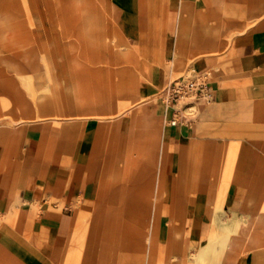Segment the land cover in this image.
Wrapping results in <instances>:
<instances>
[{"label":"crops","instance_id":"obj_1","mask_svg":"<svg viewBox=\"0 0 264 264\" xmlns=\"http://www.w3.org/2000/svg\"><path fill=\"white\" fill-rule=\"evenodd\" d=\"M229 3L168 0L151 28L164 38L156 46L162 65L153 75L159 90L166 79L187 71L173 63L177 53L194 56L193 68L208 75L213 101L201 107L192 126L170 125L171 110L153 97L146 106L143 101L126 109L127 117L101 122L85 115L90 105L101 103H83L80 119L87 120L78 139L53 135L49 127L41 133L36 126L5 153V135L0 141V163L6 160L0 167V264H64L79 217L90 224L78 264H98L105 240L112 245L108 264H140L144 251V264H157L155 249L138 246L143 236L164 246L175 239L169 252L182 259L167 258L169 264H264V230L253 225L264 200V20L221 50L217 26L208 19ZM182 14L192 16L193 23ZM111 19L130 33L127 40L142 46L138 0H113ZM202 52L213 58H199ZM143 78L138 81L143 94L152 95ZM143 106L149 125L160 127L159 143L143 148L133 141L128 178L110 184L109 173L120 168L116 140L130 128L133 111ZM231 166L224 202L215 208L222 175ZM35 203L40 205L36 211ZM260 223L264 226V214ZM250 232L257 245L248 244ZM213 236L218 239L208 245Z\"/></svg>","mask_w":264,"mask_h":264},{"label":"rangeland","instance_id":"obj_2","mask_svg":"<svg viewBox=\"0 0 264 264\" xmlns=\"http://www.w3.org/2000/svg\"><path fill=\"white\" fill-rule=\"evenodd\" d=\"M229 1L226 9H218L216 18L208 19V24L215 22L213 25L217 26L221 50L233 42L236 35L247 32L264 20V0ZM138 2L141 47L127 40L130 33L124 34L123 28L112 21L113 0H0V141L5 135L8 138L5 153L12 149L14 139L36 126L41 133L49 127L53 135L78 139L87 120L80 119L84 113L80 110L83 103H101L97 107L93 104L95 108L90 105L91 110L85 112L90 120L101 122L113 119L107 117L124 113L127 117L126 109L129 107L143 101L146 106L153 97H158V79L153 75L162 65L156 46L164 38L161 31L151 28L154 29L156 19L162 18V14L158 13L167 6L168 0ZM184 18L193 23L192 16L182 14ZM166 21L167 14L164 16L165 24ZM198 57L207 61L213 58L205 52ZM125 58L127 60L124 61ZM176 62L189 70L193 68L195 57L177 53L173 63ZM141 74L154 89L152 95L143 94L139 84L144 80ZM113 100L118 103L111 105ZM145 106L133 111L132 116L136 115L130 128L127 132L122 129L116 140L120 157L115 162L120 168L109 173L107 180L110 184L128 178L129 150L133 141L139 142L143 148L156 147L159 143L160 127L149 125L145 119ZM58 117L67 120H53ZM5 162L3 158L0 167ZM232 176L231 166L222 175L215 208L222 207ZM115 196L121 203V193ZM250 203L251 200L248 205ZM32 208L36 211L40 205L35 203ZM263 214L264 200L254 215L257 221L253 223L261 230H264L260 223ZM89 224L88 218H78L76 232L66 249L69 255L64 264H78L80 261ZM252 235L250 232L247 239L250 246L258 244V239ZM151 239L144 236L137 238V244L155 249L157 252L152 256L156 257L157 264H169L167 258L171 257H175V263H180L182 258L178 259L177 255L169 252L175 239H169L170 243L166 246L157 244L155 238L151 242ZM217 239V236L211 237L208 245ZM111 247L108 240L101 242L98 264L109 263ZM144 252L140 264H144Z\"/></svg>","mask_w":264,"mask_h":264},{"label":"built area","instance_id":"obj_3","mask_svg":"<svg viewBox=\"0 0 264 264\" xmlns=\"http://www.w3.org/2000/svg\"><path fill=\"white\" fill-rule=\"evenodd\" d=\"M157 99L171 110L167 122L172 126H192L202 106L213 101L207 73L192 68L168 80Z\"/></svg>","mask_w":264,"mask_h":264},{"label":"bare ground","instance_id":"obj_4","mask_svg":"<svg viewBox=\"0 0 264 264\" xmlns=\"http://www.w3.org/2000/svg\"><path fill=\"white\" fill-rule=\"evenodd\" d=\"M190 69H192V68H190ZM199 72H200V71H199ZM165 85H166V84H165ZM165 85H164V86H165ZM164 86H162V87H164ZM162 87L160 88L159 91H161ZM208 104H209V103H208ZM119 117H120V116H119ZM261 220H262V219H261ZM262 221H263V220H262ZM244 224H245V223H244ZM193 257L196 258V256H193ZM205 260H206V259H205ZM205 260H204V261H205ZM211 260H212V259H211ZM206 261H207V260H206Z\"/></svg>","mask_w":264,"mask_h":264}]
</instances>
